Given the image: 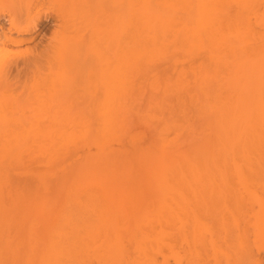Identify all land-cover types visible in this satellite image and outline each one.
Returning a JSON list of instances; mask_svg holds the SVG:
<instances>
[{
    "label": "rangeland",
    "instance_id": "rangeland-1",
    "mask_svg": "<svg viewBox=\"0 0 264 264\" xmlns=\"http://www.w3.org/2000/svg\"><path fill=\"white\" fill-rule=\"evenodd\" d=\"M236 1L41 2L60 15L32 33L43 51L57 30V74L32 85L46 50L0 83V264H264V123L233 114ZM5 20L0 36H30Z\"/></svg>",
    "mask_w": 264,
    "mask_h": 264
},
{
    "label": "bare ground",
    "instance_id": "bare-ground-1",
    "mask_svg": "<svg viewBox=\"0 0 264 264\" xmlns=\"http://www.w3.org/2000/svg\"><path fill=\"white\" fill-rule=\"evenodd\" d=\"M41 2L43 0H11L5 3L4 0H0V4H3L0 7V14L6 16L7 31L30 35L27 38H22V36L19 38L1 30L3 35L0 36V83L6 77L8 79L13 68L19 71L20 66L31 69L28 66L32 65L33 68L38 66L41 69V61L43 63L41 58L44 57L43 52L45 53L46 50L49 51V56L48 58L46 56L45 61L51 72L48 76L41 73L39 81L35 79L37 81L32 85L44 87L57 74L55 70L59 60L57 30L52 31L46 44L43 40L44 35L39 38L38 41L42 44L43 51H37L38 42H36L42 33L33 34L49 17H52L53 21H58L60 15L53 10V15L43 11ZM236 2L233 15L236 40L233 54V114L237 124L246 126L264 123V0H237ZM47 30L49 26H44L43 31ZM22 45L26 46L24 54L20 51L13 52V54L10 52L14 48H21ZM19 69L22 71L21 68ZM33 73L37 74V72ZM17 75L19 76L18 73Z\"/></svg>",
    "mask_w": 264,
    "mask_h": 264
}]
</instances>
